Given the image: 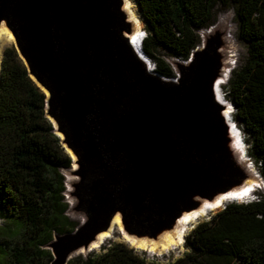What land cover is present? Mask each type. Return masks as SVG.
I'll return each mask as SVG.
<instances>
[{
	"label": "water",
	"instance_id": "95a60500",
	"mask_svg": "<svg viewBox=\"0 0 264 264\" xmlns=\"http://www.w3.org/2000/svg\"><path fill=\"white\" fill-rule=\"evenodd\" d=\"M123 4L0 0V25L45 91L46 114L77 165L73 196L85 220L55 235L51 264H67L117 215L129 234L154 237L247 180L216 96L221 33L167 78L150 69L141 41L133 43Z\"/></svg>",
	"mask_w": 264,
	"mask_h": 264
},
{
	"label": "trees",
	"instance_id": "16d2710c",
	"mask_svg": "<svg viewBox=\"0 0 264 264\" xmlns=\"http://www.w3.org/2000/svg\"><path fill=\"white\" fill-rule=\"evenodd\" d=\"M146 22L143 49L156 71L176 78L159 50L187 60L200 44L199 31L216 19L218 7L233 6L239 37L248 52L232 71L229 94L249 153L264 175V0H135ZM47 95L30 76L14 45L3 53L0 76V264H51L48 245L73 232L63 170L73 158L46 114ZM188 252L172 263L149 262L125 243L67 264H264V194L228 203L186 238Z\"/></svg>",
	"mask_w": 264,
	"mask_h": 264
},
{
	"label": "rangeland",
	"instance_id": "374dc122",
	"mask_svg": "<svg viewBox=\"0 0 264 264\" xmlns=\"http://www.w3.org/2000/svg\"><path fill=\"white\" fill-rule=\"evenodd\" d=\"M133 1H134V4L136 5L138 16L140 17V20H141V26H140V30H139V38H140L139 41H141V43L143 45L145 38L148 36V32L146 29L147 25H146V22L144 21L143 16L139 10V6H138L137 2L135 0H133ZM133 27H135V25L132 24V28ZM7 29L11 35H9L7 33H2L0 35L1 62H2V58H3L4 50L8 46L15 44L14 43V37H13L11 31L9 30L8 27H7ZM202 30L211 31L207 34V37L205 40L202 38V35H201ZM202 30L199 31L200 40H201L200 44H202V45H205L206 41L209 38L214 37L217 33H221V36H222L221 37L222 44L219 48V53L221 56V63H222L221 70L223 68L228 69V73H229L228 77L226 78L225 83L222 85V93H223V96L226 99V101L231 106L232 118L234 120L235 126H237V128H238L237 132L239 135L238 143L236 142V144H235L237 147L235 152H234L233 147L231 146L233 149L232 155H233L235 161L237 162L239 168L246 173V175H247L246 179L251 180V181L254 180V183H256L259 186L258 189L255 190L254 192L246 193L247 195L245 196L244 200H246L248 198L249 199H252V198L255 199L259 195L264 194V175L262 174L261 164L259 162L255 161V159H253L250 156V153H249L250 143L247 141L248 136H247L245 130L243 129L242 125H240V123L236 119L237 109H236L235 105H233V101L230 97L229 87H228L229 79L232 75V71L234 69L239 68L242 65V63L244 62V60L247 56V52H248L247 43L239 37V21L237 19L235 8L233 6H230L227 8H224L221 6L218 7L216 10V19H215L214 23L212 25H210L208 28H205ZM134 31H136V29H134ZM223 49H224V52L222 51ZM158 53H159V57H161L167 63H169L170 66L173 68L174 72L176 73V75L178 76V63L180 61H185V60L177 58V57H172V56L168 55L165 51H162V50H159ZM226 60L228 61V64L225 67L223 64V61H226ZM148 64L151 66L152 69H156V64L153 60L148 62ZM67 151L69 152V150H67ZM69 154H70V152H69ZM243 157H246L247 159H250L251 161L245 162L242 159ZM239 161L240 162L244 161V162L238 163ZM250 163L254 164V165L252 164V166L255 167L253 170L249 166ZM76 168H77V165L74 161L72 164V167L70 169L63 170L64 176L66 179L65 198L69 204L68 215L70 216L71 219L76 220L79 223H81L85 220V214L76 210V208H75L76 198L73 196L74 184L76 182V180H74V179L77 177V175L74 172V170ZM69 186L71 187V190L69 189ZM236 187H238V186H236ZM253 187L256 188V186H253ZM234 201H235L234 199L229 198L227 201L224 202V205L221 208L211 211L207 217L200 219V220L196 221L195 223L190 224L189 229H188L186 236L184 238L183 244L178 245L177 247H173V248L165 251L164 253L160 254L158 251H150L148 249L140 248V247H137L136 245H133L132 242L130 241L129 237H134L137 239V238H139V236L129 234L124 229L123 224L121 223V225L116 224L109 229L110 230L109 236L106 237L103 241H101L97 248H93L91 246L93 243L92 242L88 248H80L79 250L75 251L71 255V258L79 256V255L86 256V255L93 254V253H100L104 250V248L109 247L110 245H112L114 243H125L130 248H133L139 255L146 258L149 262L172 263L188 252L189 249L186 246V238L194 230V228L197 225H199L200 223L210 220L211 217H213L216 213H218L219 211L224 209V207L228 203H232ZM201 203L197 208H199L201 206ZM1 223H3L2 220H0V224ZM105 232H107V231H105ZM143 237H148V236H143Z\"/></svg>",
	"mask_w": 264,
	"mask_h": 264
},
{
	"label": "bare ground",
	"instance_id": "6f19581e",
	"mask_svg": "<svg viewBox=\"0 0 264 264\" xmlns=\"http://www.w3.org/2000/svg\"><path fill=\"white\" fill-rule=\"evenodd\" d=\"M123 9L124 12L126 13L128 17V21H130L133 25H135L136 31L132 33V40L134 44H137L139 38V30L141 26V20L140 17L138 16L136 5L134 4L133 0H123ZM211 31L207 30H202L201 35L202 38L205 40L207 37V34ZM2 33H7L11 35L8 32V29L5 25V23H2L0 25V35ZM228 35V34H227ZM224 52V49L222 50ZM224 66L228 64V61H223ZM0 69H1V54H0ZM150 69L151 66H150ZM228 69L223 68L221 70V74L217 78L216 81V96L217 99L222 102L224 105V115L226 118V121L230 124V134L233 136V139L238 143L239 140V135L237 132V126H235L234 120L232 118V112H231V106L230 104L226 101V99L223 96L222 93V85L225 83L226 78L228 77ZM234 152L236 151V147L232 145ZM245 153V152H244ZM75 158V157H74ZM245 162L248 161L250 162V159H247L246 157L242 158ZM241 159V160H242ZM243 161V162H244ZM243 162H238V163H243ZM253 164V163H252ZM250 163L249 166L253 170L255 167L252 166ZM254 165V164H253ZM77 180V177L74 179ZM253 186H256V188L251 189ZM258 185L254 183V180H246L244 182V185L239 189V190H231L226 193H221L218 194L214 199H205L202 201L201 206L193 211L190 212H184L182 216L176 221L173 227H169L167 229H164L161 231L158 235L154 237H139V238H134V237H129L130 241L132 242L133 245H136L137 247L148 249L150 251H158L160 254L164 253L165 251L177 247L178 245H182L184 242V238L186 236V233L189 229L190 224L195 223L196 221L203 219L207 217L211 211L217 210L221 208L224 205V202L227 201L229 198H235L237 196L242 197L248 193L251 189V192H254L255 190L258 189ZM69 189L71 190V187L69 186ZM121 217L120 215H117L113 222L112 226L114 225H121ZM110 227V228H111ZM110 234V230L107 232H102L97 236V239H95L92 243L93 248H97L98 245L100 244L101 241H103L106 237H108Z\"/></svg>",
	"mask_w": 264,
	"mask_h": 264
},
{
	"label": "clouds",
	"instance_id": "9594fccd",
	"mask_svg": "<svg viewBox=\"0 0 264 264\" xmlns=\"http://www.w3.org/2000/svg\"><path fill=\"white\" fill-rule=\"evenodd\" d=\"M244 199H245V197H242V199H234V200H235L236 202L247 203V202H250V201L255 200L256 198H255V199H253V198H252V199H249V198H248L249 200H248V199L244 200Z\"/></svg>",
	"mask_w": 264,
	"mask_h": 264
}]
</instances>
